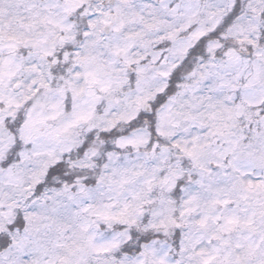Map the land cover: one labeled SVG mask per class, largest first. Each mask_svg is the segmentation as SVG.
Segmentation results:
<instances>
[{
	"label": "snow or ice",
	"instance_id": "6c2138e0",
	"mask_svg": "<svg viewBox=\"0 0 264 264\" xmlns=\"http://www.w3.org/2000/svg\"><path fill=\"white\" fill-rule=\"evenodd\" d=\"M0 264H264V0H0Z\"/></svg>",
	"mask_w": 264,
	"mask_h": 264
}]
</instances>
